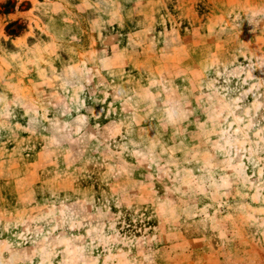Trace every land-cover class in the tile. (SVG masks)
I'll list each match as a JSON object with an SVG mask.
<instances>
[{
	"label": "rangeland",
	"instance_id": "rangeland-1",
	"mask_svg": "<svg viewBox=\"0 0 264 264\" xmlns=\"http://www.w3.org/2000/svg\"><path fill=\"white\" fill-rule=\"evenodd\" d=\"M0 264H264V0H0Z\"/></svg>",
	"mask_w": 264,
	"mask_h": 264
}]
</instances>
